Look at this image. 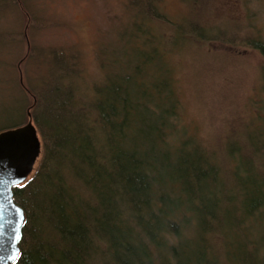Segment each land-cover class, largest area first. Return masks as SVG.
Here are the masks:
<instances>
[{"label":"trees","instance_id":"obj_1","mask_svg":"<svg viewBox=\"0 0 264 264\" xmlns=\"http://www.w3.org/2000/svg\"><path fill=\"white\" fill-rule=\"evenodd\" d=\"M131 4L127 40L100 50L98 80L81 84L77 54L63 50L25 88L30 105L3 104L5 129L30 113L43 142L35 172L14 187L26 213L16 264L264 263V253L248 263L245 252L255 244L246 239L251 220L264 221V104L246 147L229 138L220 159L181 121L171 60L224 32L171 16L161 0ZM250 10L244 26L254 34L233 36L264 55ZM261 75L264 89V65ZM227 157L230 180L221 166Z\"/></svg>","mask_w":264,"mask_h":264},{"label":"rangeland","instance_id":"obj_2","mask_svg":"<svg viewBox=\"0 0 264 264\" xmlns=\"http://www.w3.org/2000/svg\"><path fill=\"white\" fill-rule=\"evenodd\" d=\"M131 2L0 0V111L5 109L4 103L16 108L21 101L24 109L30 105L33 99L25 88L33 89L46 71V59L63 50L77 54L76 62L82 67L78 69L81 84L87 82L89 87L90 82L98 80L102 73L100 50L108 47L115 51L127 40L124 32L131 21ZM161 2L171 16H191L226 35L187 45L171 60L181 98V121L224 160L223 146L229 138L246 147L244 136L257 121L258 105L264 104L261 75L264 55L233 36L254 34L251 26H244L246 21L248 24L249 7L254 9L253 25L264 36V3L258 0ZM9 124L0 122V130ZM222 164L224 178L230 180L232 161L227 157ZM259 219L251 220L246 234L247 241L255 243L246 245L245 252L250 254L248 263L260 259L264 253V221Z\"/></svg>","mask_w":264,"mask_h":264},{"label":"water","instance_id":"obj_3","mask_svg":"<svg viewBox=\"0 0 264 264\" xmlns=\"http://www.w3.org/2000/svg\"><path fill=\"white\" fill-rule=\"evenodd\" d=\"M29 117L20 126L0 131V211L17 229L15 239L0 236V264H16L19 259L26 213L15 200L14 187L32 176L43 154L41 135L30 113ZM14 207L20 211L15 212ZM5 232L10 234L11 229L6 227Z\"/></svg>","mask_w":264,"mask_h":264},{"label":"snow or ice","instance_id":"obj_4","mask_svg":"<svg viewBox=\"0 0 264 264\" xmlns=\"http://www.w3.org/2000/svg\"><path fill=\"white\" fill-rule=\"evenodd\" d=\"M12 183L14 184V183H16V181L12 180ZM14 211L15 212H19L20 210L18 208L14 207ZM6 227L11 229L10 234L5 232ZM16 231H17V229L14 226L13 221L10 220V219L9 220H5L4 216H3V212L0 211V236L8 235L9 239H15L16 238L15 237Z\"/></svg>","mask_w":264,"mask_h":264}]
</instances>
